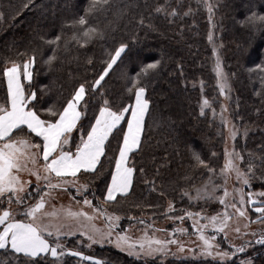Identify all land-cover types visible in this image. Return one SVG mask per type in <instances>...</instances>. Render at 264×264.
<instances>
[{
  "label": "trees",
  "instance_id": "trees-1",
  "mask_svg": "<svg viewBox=\"0 0 264 264\" xmlns=\"http://www.w3.org/2000/svg\"><path fill=\"white\" fill-rule=\"evenodd\" d=\"M90 2L0 0V102L7 98L3 69L31 58L32 79L24 86L36 93L29 107L41 118L55 119L46 109L62 108L85 85L87 115L81 120L83 127L78 125L80 130L72 134V148L86 138L104 101L119 111L132 105L136 88L145 89L149 109L141 145L129 157V166L135 169L129 195L103 201L114 170V159L109 158L118 155L117 145L122 142V135H115L109 138L103 168L80 174L78 179L87 190L79 198L72 196L118 216L120 230L140 221L152 226L166 218L184 217L178 219H185L194 234L186 213H197L201 205L190 202L191 197L210 176L208 169L217 173L222 163L223 131L213 116L220 106L213 50L219 53L230 82L231 116L238 130L235 147L243 157L240 167L247 172L249 163L253 166L247 190L264 191V20L260 19L264 0H209L208 4L203 0H109L88 14ZM82 17L87 20L84 26L78 23ZM88 27L96 30L90 40L82 34ZM57 37L56 43H49ZM121 45L126 46L125 52L92 91L94 80ZM51 57L55 59L48 63ZM149 64L157 67L148 69ZM205 100L208 105L202 114ZM120 127L125 129V122ZM193 153L208 167L198 166ZM28 189L25 208L43 192L35 191L34 185ZM170 203L174 210L169 212ZM3 207L0 203V210ZM219 239L225 247L224 236L220 234ZM62 244L91 260L66 255L62 264H182L163 257L136 259L109 247H87L79 237ZM242 256L250 262L225 264H264V244L258 243ZM0 264L29 262L8 249L0 250ZM31 264L55 263L38 257Z\"/></svg>",
  "mask_w": 264,
  "mask_h": 264
},
{
  "label": "snow or ice",
  "instance_id": "snow-or-ice-1",
  "mask_svg": "<svg viewBox=\"0 0 264 264\" xmlns=\"http://www.w3.org/2000/svg\"><path fill=\"white\" fill-rule=\"evenodd\" d=\"M108 3L109 0H91L88 14L97 10L98 6L103 8ZM157 11L159 12L161 9L157 8ZM208 11L211 16L212 7L210 5L208 6ZM175 14V12L172 13V15ZM260 19L264 20V17ZM78 23L84 26L87 20L82 17ZM95 33L96 30L94 28L88 27L84 29L82 34L90 40ZM59 39L57 37L56 41H49V43H56ZM211 39L212 37L209 35V40L211 41ZM125 47L121 45L115 49L114 54L111 55L99 78L94 80L92 91H96L101 82L105 80V77L109 75L113 66L121 58L122 53L125 52ZM215 54V50H213V55ZM53 59L55 57H51L48 63H51ZM33 64L34 58L26 60L22 65L12 62L11 67H5L2 72V76L6 81L7 98L6 101L0 102V197H7L9 205L12 203L16 205L24 204L25 197L20 195L25 192V185L27 183L20 178V174L23 172H28L30 175L35 176L37 181H47L46 186L50 189L60 187L59 183L51 182L53 175L58 180L71 176L75 181L80 174L98 173L103 168L102 158L106 157V147L109 138L115 135H122V142H119L117 145L118 155L114 158H109L114 159V170L111 172V182L107 185L103 201L104 203H109L116 201L118 196L127 197L132 187L135 171L134 167L129 166V154L135 152L141 145L145 115L149 109V103L144 98L145 89L143 87L136 88L134 105L123 107L119 111L112 110L108 106V101H104V106L99 108L98 115L94 118V123L90 124V130L86 132V138H81L80 142L76 145V151L73 153L65 150V146L69 144L73 132L80 130L78 125L83 127L81 120L87 115V101L85 100L87 89L85 85L81 84L62 108H57L53 105L46 109L47 115L55 119H43L34 110V107H29L32 101L36 100V93L28 92L24 86L25 81L31 82V67ZM156 67V64L148 65V69H155ZM215 73L218 80H226L218 59ZM220 87L223 93L224 83H221ZM129 91L131 92V89ZM203 104L207 106L208 101L205 100ZM126 114H128L127 117ZM122 122L126 123V130L120 127ZM235 135L236 133L233 131V139ZM34 137H38L42 143L35 141ZM193 156L198 166L208 167L198 154L193 153ZM39 160L43 161V165L38 164ZM242 160L243 157L239 153L225 151V163L221 169V176L225 185H227L233 175H235L237 182L245 186L249 185L252 175H254L252 172L253 166L249 163L247 172L242 170L238 163V161ZM41 170L43 175H41ZM208 170L209 172L213 171L211 168ZM140 171L143 172V169ZM82 187L85 191L87 190V185H83ZM216 187L218 186L213 185V190ZM45 195H50V193H46ZM201 195L203 193L197 190V196ZM235 195L239 196L238 203L235 201ZM245 195H247V200H245ZM256 195L264 197V191L258 192ZM229 196H233V201L227 199ZM13 197H15L14 200ZM218 200L226 209L228 207L234 209L238 217L246 215L244 211L245 204L250 206L257 204L252 194H246L243 189H238L233 194L225 188L223 196L219 197ZM0 203H3V201L0 200ZM261 203L264 204V201H261ZM84 204L92 207V201L88 199L84 200ZM93 210L102 213V210L99 208H93ZM173 210L174 208L170 203L168 211ZM254 211L261 217L259 223L264 224V206H256L254 207ZM23 215L30 222L25 223L16 220L14 212L11 210H4L0 214V225H4L3 230L0 231V250L10 249L14 254H22L23 257L27 258L29 264L35 258L48 254L56 259L64 255L79 256L81 260L89 259V257L75 251L65 253L58 240L55 246L50 244L44 233H47V237H51L53 233L48 230L47 225L38 223V221L43 216H52L55 213L45 212V200L43 196L35 204L27 206L23 211ZM66 215L71 218L83 216L87 220L92 219V217H89L84 212L68 211ZM186 215L192 218L193 215L200 216V213H186ZM178 218L183 219L184 217ZM107 219L112 221L113 219L118 220L119 217L113 218L108 216ZM130 219L132 218L130 217ZM230 219H232V216L227 211L223 214L210 217L212 227L216 232L225 231ZM140 223H143V221H140ZM206 227L207 225L197 227L196 231L199 233L198 238L205 250L204 254L212 256L214 246L211 241L215 237L205 236L204 229ZM236 231L239 232V228ZM118 239L121 242H126L128 237L120 236ZM257 242L264 244V238ZM168 244H177V241H161L146 237L138 245L129 244L128 247L130 251L139 247L141 252L151 256L155 253L166 254ZM181 250H183L182 247ZM243 250V248L239 249V251ZM218 258L221 260L230 258L229 253H219ZM95 264H99V261H96Z\"/></svg>",
  "mask_w": 264,
  "mask_h": 264
},
{
  "label": "rangeland",
  "instance_id": "rangeland-1",
  "mask_svg": "<svg viewBox=\"0 0 264 264\" xmlns=\"http://www.w3.org/2000/svg\"><path fill=\"white\" fill-rule=\"evenodd\" d=\"M203 2L208 4L209 0H203ZM217 59L219 60L220 68L226 78L225 81L218 80L216 76L215 67ZM213 64V74L216 78V85L219 90L218 95L220 99L219 109L213 113V116L223 131L222 163L219 172H211L208 179L195 188L194 194L191 197L190 202L195 205H201L200 210L197 211V213H200V216L193 215V217L190 218V227L192 228L194 234L189 232V226H186L187 221H185V219L179 220L178 218H166L162 222H154L152 226L143 223L132 224L127 226L124 230H120V219H113L112 221L107 219L108 216L113 218L118 216H115L107 211L102 213L95 212L92 207L85 205L84 202H78L75 199L82 196L85 192L82 187L85 184L80 179H75L74 181V179L69 178L62 180L55 178L52 179L51 182L59 183L62 188L58 187L50 189L47 188V183L34 184L35 191H43L42 196L45 200V212L55 213V215L52 216H43L38 221V223L47 225L48 230L53 233L51 237H47V233H44L50 244L55 246L58 240L63 251L67 253L71 251L62 244V241L65 239L79 237V239L87 247H109L136 259L150 260L154 258L162 259L163 257V259L175 260L177 262H182V264H225L231 261H240L242 263L250 262L249 259L244 258L245 256L242 255L251 250L252 247L258 244L257 241L264 237V224L259 223L261 217L254 211V207L256 206H264V204L261 203V201H264V197L257 196L256 193L258 192L248 191V185L245 186L237 182L235 175L232 176L227 185L224 184L223 177L221 176V169L225 163V151L227 150L228 152L238 153L235 147L238 130L231 116L230 82L223 70L218 52L214 55ZM221 83H224L223 93L221 92ZM201 108L202 110L207 109L204 105ZM233 131L236 133L234 139L232 138ZM65 150L74 151V148L71 146V139L69 144L65 146ZM238 163L240 166V161H238ZM25 175H27V172L21 173L20 178L22 179ZM206 185L207 187H205ZM213 185H217L218 187L213 190ZM225 188L228 192L233 194L236 193V190L243 189L246 194H252V197L257 201V204L254 206L245 204L244 211L246 215L244 217H238L235 214L234 209L231 207L226 209L224 205L219 203L218 198L223 196ZM197 190H200L203 195L198 197ZM46 193H50V195H45ZM20 195L24 196L26 199V197L30 195L29 189H27V191L25 190V192ZM72 195L75 196V198ZM14 199L15 197H13V200ZM227 199L229 201H233V196H229ZM0 200L3 201L1 204L4 205V207L0 210V214H2L4 210H11L14 212L16 220L25 223L30 222L29 219L23 215V211L25 209L24 204L16 205L15 203H12L9 205L7 197H0ZM245 200H247V195H245ZM235 201L238 203V195H235ZM68 211L84 212L87 213L89 217H92V219L87 220L83 216L71 218L66 215ZM225 211L231 214L232 219L228 221V227L225 231L216 232L212 227L210 217L223 214ZM205 225H207L204 229L205 236L215 237V239L211 241L214 246L212 249V256L204 254L205 250L198 238L199 233L196 231L197 227H203ZM3 227L4 225H0V231L3 230ZM237 228H239V232L236 231ZM220 234L223 235L226 240L225 247H223L220 243ZM120 236L128 237L127 241H119L118 238ZM146 237L150 239H159L161 241L176 240L177 244H168L166 254L155 253L151 256L145 255L141 252L139 247H136L131 251L129 250V244L138 245V243ZM181 247L183 250H181ZM241 248L244 250L239 251ZM223 252L229 253L230 258L225 260L219 259L218 254ZM65 256L66 255L61 256L58 259L51 257L50 254L42 255L41 257L49 258L55 264H62L61 260L63 262ZM76 257L80 258L79 256ZM87 260L91 261L89 259ZM160 261L163 263L162 260Z\"/></svg>",
  "mask_w": 264,
  "mask_h": 264
},
{
  "label": "crops",
  "instance_id": "crops-1",
  "mask_svg": "<svg viewBox=\"0 0 264 264\" xmlns=\"http://www.w3.org/2000/svg\"><path fill=\"white\" fill-rule=\"evenodd\" d=\"M25 82H27V81H25ZM144 98H145V96H144ZM134 103H135V96H134V100H133V103H132V105H134ZM146 115H147V113H146ZM146 115H145V118H146ZM128 116V114H126V117ZM145 121V120H144ZM123 123V122H122ZM121 123V124H122ZM125 130H126V123H125ZM75 132V131H74ZM73 132V133H74ZM38 138V137H37ZM39 139V138H38ZM41 142V141H40ZM42 143V142H41ZM76 151V148H74V151H71V152H75ZM130 155H131V153L129 154V157H130ZM129 163V162H128ZM38 164L39 165H43V161L42 160H39L38 161ZM30 167H31V165H30ZM41 175H43V172H42V170H41ZM56 177L53 175L52 177H51V180L52 179H55ZM66 178H69V179H74L73 177H71V176H68V177H65V178H63V179H66ZM78 179V178H77ZM22 181H25V182H27L26 183V185H25V190L27 191V189H28V187L30 186V185H36V184H40V183H47V181H44V180H40V181H37L36 180V178H35V176H33V175H30L28 172H27V175H25L22 179H21ZM111 182V177H110V181H109V183ZM108 183V184H109ZM48 188V187H47ZM60 188H62V187H60ZM107 190V189H106ZM105 195H106V192H105ZM42 197V196H41ZM40 197V198H41ZM118 197H122V196H118ZM117 197V198H118ZM39 198V199H40ZM38 199V200H39Z\"/></svg>",
  "mask_w": 264,
  "mask_h": 264
}]
</instances>
